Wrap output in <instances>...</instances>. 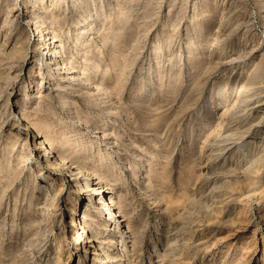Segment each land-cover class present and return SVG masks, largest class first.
Instances as JSON below:
<instances>
[{
	"label": "rangeland",
	"instance_id": "374dc122",
	"mask_svg": "<svg viewBox=\"0 0 264 264\" xmlns=\"http://www.w3.org/2000/svg\"><path fill=\"white\" fill-rule=\"evenodd\" d=\"M42 4L74 77L49 75L52 35L27 18ZM249 98L264 103V0H0V264H264V138H228Z\"/></svg>",
	"mask_w": 264,
	"mask_h": 264
},
{
	"label": "bare ground",
	"instance_id": "6f19581e",
	"mask_svg": "<svg viewBox=\"0 0 264 264\" xmlns=\"http://www.w3.org/2000/svg\"><path fill=\"white\" fill-rule=\"evenodd\" d=\"M25 2H26V5H28L29 3H30V5H31V3H33L34 1H36V0H24ZM27 7V6H26ZM48 6L47 5H44V4H42L41 5V8H42V11H38V12H36V13H39L40 12V22L38 21H36V18L32 15V13H35L34 11L30 14H28V19H30L31 21H33L34 23H35V29H36V31H38V35L40 34V31L41 30H45L46 31V34H44V35H52L51 36V38H52V43H53V46L51 47V51H53V52H49V53H46V55H44V58H45V63H46V65H47V67H50V69H51V72L49 73V75L50 76H52V75H54V76H60L62 79L63 78H67V77H74L73 76V73L69 70V68L68 67H66V62H65V58L63 57V56H61V54H59V50H61V48L62 47H60L61 46V44H59V42H60V36H59V34H57V33H54V32H52V31H49V30H47L49 27L47 26V24L45 25V23H46V19L48 18V15H47V13L46 12H48V8H47ZM22 10H23V8H22ZM10 11H12V12H19V13H16L17 14V16H19V14H21V10L19 11V8H17V9H12V10H10ZM89 11V10H88ZM31 12V11H30ZM93 12V11H92ZM22 13H23V11H22ZM96 14V13H95ZM27 16V15H26ZM37 16V15H36ZM96 19V18H95ZM32 22V23H33ZM85 25V24H84ZM50 29V28H49ZM84 30H80V33H83V34H85V28H83ZM44 32V31H43ZM82 34V35H83ZM43 36V35H42ZM46 37V36H45ZM83 37V36H82ZM84 38V37H83ZM86 38H88V37H86ZM45 40V39H44ZM38 43L39 44H42L43 45V43H44V41L42 40V37L40 38V40L38 41ZM37 43V44H38ZM49 44H51V42L49 43ZM41 45V46H42ZM49 46V45H48ZM60 47V48H59ZM13 48V47H12ZM14 50V49H13ZM9 56V55H8ZM60 65V66H59ZM39 70H40V68H39ZM29 72L31 73L32 72V74H34V72H35V70H34V67L33 66H31L30 67V69H29ZM31 74V75H32ZM53 76V77H54ZM59 77V78H60ZM91 82V81H90ZM90 85H92L91 83H90ZM89 85V86H90ZM98 85V84H97ZM39 86L37 85V88H38ZM89 88V87H88ZM95 89H98V88H95ZM39 90V89H38ZM90 91V90H89ZM39 92V91H38ZM245 95L244 94H239V98H241V99H244L245 97H244ZM40 97H42V96H40ZM238 98V97H237ZM246 99V98H245ZM248 100V99H247ZM246 104V103H245ZM248 104V103H247ZM68 105V104H67ZM247 107H246V110H247V115H245V116H241L240 115V113H239V115H238V117L237 116H235V118L236 119H238V126H237V131L236 132H232L233 134H231L228 138L229 139H233V137L235 136V135H237L238 136V138L237 139H241L242 141H244L246 138H248L249 136H251L252 134H256V133H262V139L264 138V131L262 130V123H263V117H264V115L263 114H261L262 113V110L264 109V103H261V100L260 99H251L250 100V98H249V104L248 105H246ZM240 108V107H239ZM236 109V108H235ZM243 110V109H242ZM241 110V111H242ZM234 112V111H233ZM232 112V113H233ZM243 112V111H242ZM244 112H246V111H244ZM236 114H237V112H235ZM246 114V113H245ZM233 119V118H232ZM234 121V120H233ZM237 121V120H236ZM235 122V121H234ZM231 123V122H230ZM233 123V122H232ZM222 126V125H221ZM233 126V125H232ZM236 127V126H235ZM229 129H230V127H228ZM227 129V128H226ZM233 129H234V127H233ZM222 130V128L219 130V131H221ZM225 130V129H224ZM236 130V129H235ZM227 131V130H226ZM224 132L225 134L228 132ZM230 131V130H229ZM32 135V134H31ZM35 135H38V134H34V137L36 138V136ZM217 135H218V133H217ZM217 135H215L216 137H217ZM221 137H222V135H223V132H221L220 134H219ZM236 136V137H237ZM28 138H29V136H28ZM218 138V137H217ZM235 138V137H234ZM245 138V139H244ZM49 139H51V138H48L47 136L45 137V138H42V139H40V141H39V144L41 145V146H43L45 149V154H44V158L48 161V162H53V161H56V160H58L59 161V166L61 167V168H64V172L65 173H67L68 174V176L69 177H71V179H75V182H76V184L77 183H80L79 182V179H80V176H82L81 174H82V172H85L83 169H81V168H83V167H81V168H77V167H74L73 165H71L70 163H69V165H66V157L64 156H62L61 154H59V153H57V152H54V147L52 146V145H50L51 143L49 142ZM223 140V139H222ZM225 140V139H224ZM235 140V139H234ZM248 140V139H247ZM220 141V140H219ZM218 141V142H219ZM226 141V140H225ZM52 142V141H51ZM227 142V141H226ZM226 142H223L224 143V145H225V143ZM222 143V142H221ZM222 143V144H223ZM232 143H234V142H231V144ZM236 143V142H235ZM242 143V142H241ZM258 143H262V142H258ZM264 143V142H263ZM48 144V145H47ZM216 144H218V143H216ZM221 144V145H222ZM248 144H250V143H248ZM229 145V144H228ZM246 145V144H245ZM263 145V144H262ZM216 146V145H215ZM238 146V145H237ZM241 146V145H240ZM244 146V145H243ZM218 147V146H217ZM228 148H229V146H227ZM242 147V146H241ZM222 148H225L226 149V145L225 146H223ZM244 148H246V146L244 147ZM254 148V147H253ZM214 149V148H213ZM216 149V148H215ZM214 149V150H215ZM237 149H240V147L239 148H237ZM259 149V148H258ZM257 149V150H258ZM224 150V149H223ZM254 150V149H253ZM262 150V149H261ZM216 151V150H215ZM218 151V150H217ZM225 151V150H224ZM242 151H244V150H242ZM213 152V151H212ZM221 152V151H220ZM239 152V151H238ZM240 152H241V149H240ZM54 153V154H53ZM223 153V152H222ZM251 153V152H250ZM258 153H259V151H258ZM242 154H244L243 152H242ZM241 154V155H242ZM254 154H256V153H254ZM240 155V154H239ZM260 155V154H259ZM245 156V155H244ZM247 156V155H246ZM250 156H251V154H250ZM253 156V155H252ZM255 156V155H254ZM258 156V155H257ZM244 158V157H243ZM260 158H261V156H260ZM240 160V159H239ZM245 160H246V158H245ZM248 160V159H247ZM251 160H252V158H251ZM249 161V160H248ZM68 162V161H67ZM238 162V161H237ZM241 163H242V161H241ZM252 163V162H251ZM255 163V162H254ZM58 164V163H57ZM243 164V163H242ZM258 164V163H257ZM261 164V163H260ZM53 165H55V164H53ZM246 165V164H245ZM79 166V165H78ZM248 166V165H247ZM252 166H254V164H251V167ZM251 167L250 168H248V171L251 169ZM256 168V167H255ZM245 169H247V167H245ZM244 169V170H245ZM253 170V169H252ZM259 170V169H258ZM248 174V173H247ZM258 174V173H257ZM261 174V173H260ZM249 175V174H248ZM259 175V174H258ZM254 176H257V175H254ZM88 177L90 178L91 177V174H88ZM253 177V176H252ZM246 179H248V178H246ZM249 180V179H248ZM248 180H247V182H248ZM253 180V179H252ZM256 181V180H255ZM82 183V182H81ZM251 184V183H250ZM256 184V183H255ZM78 187H80V189H82V188H86L88 191H91V192H94V193H103V190H104V188H103V185L101 184V183H97V184H95V182H94V180H92V183L91 184H84L83 185V183L82 184H80ZM213 190V189H212ZM101 191V192H100ZM214 191H215V189H214ZM249 195V194H248ZM240 196V195H239ZM215 197V196H214ZM213 197V198H214ZM241 197V196H240ZM108 198L109 197H107L106 198V201H109L108 200ZM92 199V198H91ZM96 204H101V202H100V200H97L96 201ZM110 212H106V214L107 215H109L110 217H108L109 218V220L111 221V220H113V218H116V219H114V223L113 224H110L109 225V227H106L105 229L106 230H116V228H120V226H121V218H120V215H119V210H117V208L115 207V206H113V204H109V206H108V208H107ZM81 211L82 210H80V214L79 215H81ZM85 212H82V219H83V223H82V227H81V230H82V233H80V236H79V238L80 237H82L83 235H86L87 234V231L89 230H87V228H89V227H91L92 226V223H93V221L91 220V219H89L90 221H86L87 220V218L89 217V213L88 212H86V210H84ZM80 216V217H81ZM72 222H73V225L74 226H76V220H74V219H72ZM95 224V223H94ZM104 225V224H103ZM113 226H115V227H113ZM80 228V227H79ZM109 228V229H108ZM80 230V229H79ZM123 230V229H122ZM123 233H125V232H123ZM121 235V234H120ZM92 237H94V236H92ZM78 238V239H79ZM86 238H88V239H90L91 237L88 235V237L86 236L85 238H83L82 239V241H85V239ZM98 238V237H97ZM94 239V238H93ZM90 240L89 242H91V243H94V244H92V247H94L95 249H96V251L98 252V255L97 256H95V258H96V260H107V259H109V255L108 254H106V252L105 251H103V247H102V240H100V238L99 239H97V241L96 240ZM112 240V239H111ZM114 240V239H113ZM112 240V241H113ZM114 242V241H113ZM124 244V246L126 247V242H124L123 243ZM85 247V246H84ZM85 249H87V250H89L90 249V245H87L86 246V248ZM108 250V249H107ZM90 252V251H89ZM59 257H60V253H58V259H59ZM112 260V259H111ZM103 261V262H104ZM107 261H109V260H107ZM106 262V261H105Z\"/></svg>",
	"mask_w": 264,
	"mask_h": 264
}]
</instances>
